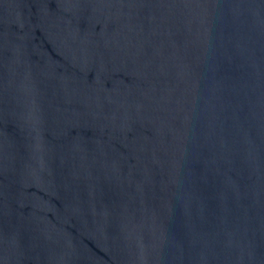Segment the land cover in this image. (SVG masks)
Wrapping results in <instances>:
<instances>
[{"label":"water","instance_id":"water-1","mask_svg":"<svg viewBox=\"0 0 264 264\" xmlns=\"http://www.w3.org/2000/svg\"><path fill=\"white\" fill-rule=\"evenodd\" d=\"M0 264H264V0H0Z\"/></svg>","mask_w":264,"mask_h":264}]
</instances>
